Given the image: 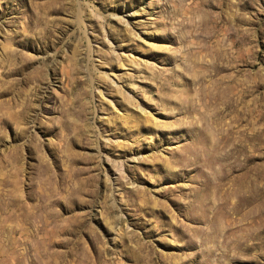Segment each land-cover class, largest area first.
<instances>
[{
  "label": "rangeland",
  "instance_id": "rangeland-1",
  "mask_svg": "<svg viewBox=\"0 0 264 264\" xmlns=\"http://www.w3.org/2000/svg\"><path fill=\"white\" fill-rule=\"evenodd\" d=\"M0 264H264V0H0Z\"/></svg>",
  "mask_w": 264,
  "mask_h": 264
}]
</instances>
